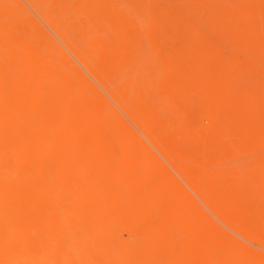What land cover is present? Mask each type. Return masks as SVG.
I'll return each mask as SVG.
<instances>
[{"label": "bare ground", "instance_id": "bare-ground-1", "mask_svg": "<svg viewBox=\"0 0 264 264\" xmlns=\"http://www.w3.org/2000/svg\"><path fill=\"white\" fill-rule=\"evenodd\" d=\"M188 1L240 26L239 4ZM22 2L0 0V264H264L212 221L264 252L253 222H264V107L234 80L235 62L189 29L186 52L158 37L152 10L130 19L109 0Z\"/></svg>", "mask_w": 264, "mask_h": 264}, {"label": "rangeland", "instance_id": "rangeland-1", "mask_svg": "<svg viewBox=\"0 0 264 264\" xmlns=\"http://www.w3.org/2000/svg\"><path fill=\"white\" fill-rule=\"evenodd\" d=\"M22 1L23 0H21V2ZM109 1L110 3L115 4L116 9L118 11H121V13H123V11L126 12V14L130 17V19L136 17L137 14L139 13V10H141V8L142 9L144 8L143 10L147 13H150L152 10L154 12V16L158 17L161 20V22H159L155 18V20L153 19V21L152 22L150 21L149 23L155 28V34L158 37H163V38L165 36L167 37V35L170 37L171 36L176 37L179 41H181L180 47L183 52H186L187 49V43L185 42L186 30L189 29L192 32H194L199 41L196 43L197 45H201V46L204 45L205 47L210 48L213 51H216L219 54V59L225 61L226 64L227 62L230 61L235 62L236 66L239 69L240 74L234 77L235 78L234 80L237 79L240 80V81L237 80L238 84H240L244 88H247L251 92V97H252L251 99L257 100V102L260 103V106L264 107V0H241V1L227 0L230 6L231 5L236 6L238 4L241 6L240 26L233 25L230 19H227L228 21H226L225 23H223V21L219 19L217 20L215 18L212 19L207 13L203 12L202 13L203 16L206 19H208L210 22L206 21L205 19L201 18L195 11H193V9L191 10L188 8L189 7L188 3H190L188 0H109ZM23 3L24 2H22V4ZM25 5L26 4L24 3L23 6ZM26 6L24 10L21 9V16L25 17L26 20L29 21V23L32 22L33 25L38 28V31L41 33L43 38L46 39V41H47V36L52 35L51 38L55 40V42H57V44L60 45L61 47L62 45L57 39H55L56 37L52 34V32L48 28H46V26L40 21V19L37 16H35L36 14L33 11H31L30 8H27L29 6L27 7ZM229 11L234 17L239 16V12L235 8L231 7L229 8ZM35 20L40 24V27L37 26ZM162 20L163 21L166 20L172 29L165 26ZM126 27L127 29L126 28L125 29L127 30L126 32L128 35L137 33V28L136 27L132 28L131 24L127 25ZM149 29L150 27L147 28L148 31ZM192 29H194L195 31ZM255 32H259V34ZM47 42L51 43L52 41H47ZM238 44H239V48H238ZM61 48L64 49L63 46ZM55 49L56 51H58L57 48ZM64 51L66 52V49H64ZM66 54L69 55L68 52ZM71 58L73 59V57L69 55V59ZM72 59L71 61L72 63H74L73 65L70 63L71 61H68V59L66 62L68 64L70 63L72 66L75 65L72 68L76 71V73H78L79 77L86 76V78L90 82L86 78L85 81L87 80L89 83H91L100 91L101 88H98L99 86H96L97 83L94 80H92L91 77L86 72H84V70L78 64L77 61L75 62L74 59L73 60ZM218 62L220 61L218 60ZM76 64H78V66ZM181 64H184L185 66L184 65L182 66L186 67V63L183 62ZM90 85L87 84V86ZM100 92L102 93L103 96H105L102 91ZM108 102L111 103L112 101L108 100ZM110 103L107 105L108 109L114 107L116 112L118 111L117 114H119V116L123 118L125 122L129 125V123L131 122L130 121L129 123L127 122L128 120L126 119V116H124L125 117L124 118L121 114L122 112L120 111L121 113H119V110H117L118 108L116 109V105H114V103L113 104ZM129 126L131 127L133 126V124L131 123ZM131 128L132 129L134 128L133 130L135 132V127L133 126ZM135 133L138 134L141 138L142 136L141 134H139L137 131ZM141 139L145 141V143L147 142L146 140H144L143 136ZM146 144L149 145V143ZM254 157L264 158V148L261 147L257 148L254 152ZM242 159L243 161L240 162ZM245 160H247L246 157H242V158L240 157L238 161L237 159L235 160L233 159V162L230 159L228 161L226 160L227 161V162L225 161L226 163L222 162L223 163L222 165H224V167L225 166L227 167V164L229 163L230 164V165L228 164L229 166H232V164L241 166V163H244ZM263 202L264 200L263 201L261 200L260 203ZM205 209L206 208L203 207L204 213L207 216L209 215V217L211 218L212 215L210 216L209 210H207L209 213L208 214ZM212 218H211L212 221L217 224L214 225L220 228L219 229L220 232L222 230L221 233L225 239L231 241L232 239L229 236H232L238 241L237 243L233 238V240L236 242L235 244L237 245L236 248L238 250L240 249L241 251L243 250V253H245L246 258L248 259L254 258L257 259L258 261L261 260V262L264 263V252L262 248L260 249V247L258 248L257 246L249 242L247 243L246 240L244 243V239L242 238L238 239L239 237H237L236 235H232L231 231H228V229H224L225 227H223L222 224L219 225L218 220L214 218V216H212ZM253 222L256 225H261L262 227H264V222L261 220L260 217L254 218ZM225 232H226V236H225ZM118 236H119L117 237L118 240L119 239L121 240V237L127 238L128 234L126 231H123L121 232V234H118ZM231 243L235 245L233 241H231ZM33 244L35 245L31 246V242H30L31 248L35 249L36 246L38 247L37 243L33 242ZM27 245L29 244H26L25 242L26 247H28ZM178 248L179 246H177V250ZM34 249H32V251H34ZM38 249L39 247L36 248V250ZM93 260L97 261L98 259L97 257H94ZM25 264H27V261Z\"/></svg>", "mask_w": 264, "mask_h": 264}]
</instances>
